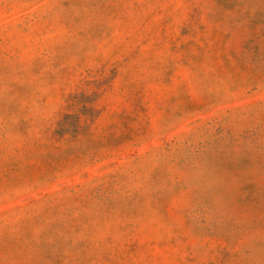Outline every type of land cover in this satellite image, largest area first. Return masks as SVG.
<instances>
[{
	"label": "rangeland",
	"instance_id": "1",
	"mask_svg": "<svg viewBox=\"0 0 264 264\" xmlns=\"http://www.w3.org/2000/svg\"><path fill=\"white\" fill-rule=\"evenodd\" d=\"M0 264H264V0H0Z\"/></svg>",
	"mask_w": 264,
	"mask_h": 264
}]
</instances>
